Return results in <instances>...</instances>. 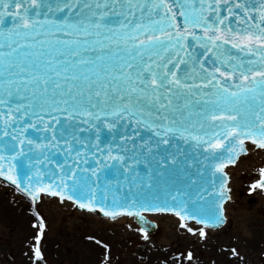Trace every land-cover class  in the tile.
I'll list each match as a JSON object with an SVG mask.
<instances>
[{"label":"water","instance_id":"obj_1","mask_svg":"<svg viewBox=\"0 0 264 264\" xmlns=\"http://www.w3.org/2000/svg\"><path fill=\"white\" fill-rule=\"evenodd\" d=\"M248 146L264 0H0V180L31 201L219 230Z\"/></svg>","mask_w":264,"mask_h":264},{"label":"rangeland","instance_id":"obj_2","mask_svg":"<svg viewBox=\"0 0 264 264\" xmlns=\"http://www.w3.org/2000/svg\"><path fill=\"white\" fill-rule=\"evenodd\" d=\"M257 157L229 170L232 199L219 230L158 215L149 234L130 218L103 219L51 198L33 203L0 180V264H31L29 253L36 264H264V153Z\"/></svg>","mask_w":264,"mask_h":264},{"label":"bare ground","instance_id":"obj_3","mask_svg":"<svg viewBox=\"0 0 264 264\" xmlns=\"http://www.w3.org/2000/svg\"><path fill=\"white\" fill-rule=\"evenodd\" d=\"M262 153H264V148L263 149H257V148H255L254 146H248V152H247V158H246V156H242V158H241V162H240V164H235L233 167L234 168H237V167H240V166H245V168H248V165L250 164V163H252V162H255L256 161V159L258 158L257 157V155L258 154H262ZM229 170H231V168H229L228 170H227V172L228 173H230L229 172ZM260 176V175H259ZM258 179V178H257ZM231 186V183H230V185H229V187ZM231 189V188H230ZM5 194L6 193H4V192H0V197H2V201L3 202H5ZM10 198V197H9ZM42 198H44V199H46L47 197H44V196H42ZM4 199V200H3ZM55 200V199H54ZM60 201V200H59ZM62 203L66 206V207H71V205L69 204V203H67V202H63L62 201ZM228 204V203H227ZM225 207H227V205L225 206ZM226 209V208H225ZM76 211H78V210H76ZM80 213H85V212H81V211H79ZM89 214H91V213H89ZM226 214H227V212H226ZM225 214V215H226ZM92 215H96V214H92ZM26 216H27V214L26 213H24V215H23V222L24 221H26V220H24L25 218H26ZM96 216H98V215H96ZM147 217L149 218V219H151V220H156V219H158L157 217H158V215L156 216V215H147ZM125 218H128V217H124V218H122V220H125ZM165 218H167L168 220H177L175 217H174V215L173 216H171V215H169V216H167L166 215V217ZM226 218H227V215H226ZM129 219V218H128ZM175 222V221H174ZM176 222H179L178 220L176 221ZM31 223V222H30ZM24 225H25V223H24ZM25 229V233H27V234H29L30 232H31V228H24ZM90 248L91 249H93V251H94V258H96L98 255H99V248L98 247H95V246H92L91 244H90ZM29 250V249H28ZM29 259H30V263L31 264H36L35 263V260L31 257V254L29 253V257H28Z\"/></svg>","mask_w":264,"mask_h":264}]
</instances>
